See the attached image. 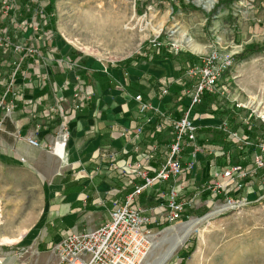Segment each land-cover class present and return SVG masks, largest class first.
Returning <instances> with one entry per match:
<instances>
[{
	"label": "rangeland",
	"instance_id": "obj_1",
	"mask_svg": "<svg viewBox=\"0 0 264 264\" xmlns=\"http://www.w3.org/2000/svg\"><path fill=\"white\" fill-rule=\"evenodd\" d=\"M45 1L48 4L49 0ZM53 1L56 22L49 37L55 39L57 46L43 52L60 54L66 60L61 65L55 64L53 70L68 72L78 68L72 63L81 65L85 60L86 66L131 60L136 61L133 65L140 64L138 68L144 74L149 69L157 70V79L173 82V70L216 56L217 61L227 59L233 64L221 75L212 93L218 99L211 105L212 109L234 110L239 125L236 131L242 134L246 125L259 126L264 119V0ZM31 10L27 8L26 13ZM249 47L260 50L239 58ZM166 55L178 61L168 60ZM146 57L159 59L148 64ZM159 69L170 75L159 73ZM10 73V68L0 66L2 84L9 81ZM179 84L183 85L181 80ZM154 94L158 96L155 91ZM262 134L261 131L259 137ZM223 141H229L228 137ZM208 147L221 151L211 144ZM256 153L262 157L259 149L254 150L249 161H244L246 165L240 164L235 153L232 154L231 166L239 164L252 173L246 182L251 186L244 185L240 191L241 198L246 197L247 188L254 186L250 204L221 212L223 198H214L202 187L196 189L200 184L189 181L190 190L195 191L186 200L187 212L177 223L154 225L151 237L154 242H150L140 264H157L174 247L184 231V223L212 214L166 264H264V168L255 172ZM213 163L217 164L216 160ZM158 206L153 204L152 209ZM51 207L41 174L23 162L0 157V243L19 247L20 257L30 262H38L42 257L38 264H51L49 249L56 243V232L50 228L58 218L50 217ZM25 241L34 249L24 248Z\"/></svg>",
	"mask_w": 264,
	"mask_h": 264
},
{
	"label": "crops",
	"instance_id": "obj_2",
	"mask_svg": "<svg viewBox=\"0 0 264 264\" xmlns=\"http://www.w3.org/2000/svg\"><path fill=\"white\" fill-rule=\"evenodd\" d=\"M58 55L54 57L62 58ZM15 58L7 52L0 66L12 69L11 61ZM27 61L17 79L18 98L13 122L7 123L0 139V157L23 162L43 176L52 206L50 217H58L50 228L56 232L57 243L67 231H91L107 222L115 204H124L136 187L143 184L142 179L125 172L127 165L134 166L143 160L154 146H157L154 159L143 166L155 175L165 163L175 140L172 123L159 119L153 110L142 113L133 95H142L145 102L166 112L172 119L187 110L182 106L176 108L175 100L168 92L165 95L163 91L158 93L142 80L144 72L138 68L139 63L127 68L119 67L117 63L89 66L82 63L68 72L55 71L54 65L42 66V71L48 74L44 76L37 70L34 59ZM149 70L146 73L156 78L157 70ZM158 72L170 75L165 69ZM171 78L174 79V70ZM145 82L147 86H143ZM133 83H139L137 91L129 88ZM154 91L158 93L157 97ZM79 92L77 98L75 95ZM195 113L200 117L197 121L199 130L220 124L221 120L211 115L199 114L197 109ZM148 120H152L151 123ZM160 123L165 124L164 129L155 132ZM62 124L70 133L66 148L63 152H50L47 148L54 145ZM139 127L143 128V134L139 140H134L132 136ZM16 131L32 134L42 146L34 148L25 140L17 139L13 135ZM202 140L203 134L198 131V144L203 145ZM203 146L205 151L195 158L191 156V149L185 150L186 155L182 153L183 164L195 162L192 174L184 173L176 183H162L136 195L135 205L151 214L153 204L166 202L174 184L184 187L181 200L186 201L195 191L190 190L188 181L200 184L196 189L214 182L213 173L219 166L213 163L215 160L208 161L209 156L215 157V154L208 152V145ZM253 189V185L247 188L249 199L253 197ZM25 242L24 248L34 249L29 241ZM49 252L48 260L54 264L57 256L51 250ZM19 254V247L0 243V264H38L42 260L39 257L38 262H30Z\"/></svg>",
	"mask_w": 264,
	"mask_h": 264
},
{
	"label": "built area",
	"instance_id": "obj_3",
	"mask_svg": "<svg viewBox=\"0 0 264 264\" xmlns=\"http://www.w3.org/2000/svg\"><path fill=\"white\" fill-rule=\"evenodd\" d=\"M45 2V0H0V62L7 52L16 56L11 61L10 80L4 84L3 81L0 82L2 84L0 139L6 131L7 123L13 122L18 98L17 79L23 72L24 65L29 62L27 60L34 59L37 70L42 74H47L42 71V66L47 68L55 64L61 65L65 61L63 58H55L49 52H43V49H53L57 46L55 39L49 37L53 29L47 28L50 18L46 15ZM27 8L32 10L26 13ZM232 64V60L217 61V57L213 56L189 67L181 82L183 84L194 82V87L188 93L191 100L190 107L180 119H172L166 112L153 108L144 101L142 95L134 98L140 105L142 113L153 110L159 119H167L172 123L175 140L170 147L169 155L155 175H151L143 165L154 159L153 153L157 151V146H154L151 153L134 166L127 165L125 172L136 175L142 179L143 184L136 187L124 204H115V208L109 214V220L100 224L95 230L82 233L69 232L59 242L51 244L50 250L57 256L56 264H140L150 247L154 225H160L161 222L174 224L184 217L189 202L181 200L184 187L180 185L174 184L170 188L166 202L153 208L152 214L135 205V196L162 183H176L184 173L192 174L195 162L183 164L182 153L186 149H191V156L195 158L205 151V147L197 142L200 128L197 121L200 117L195 113V109L201 104L205 92H215L221 75L228 71ZM72 65L80 67L77 64L72 63ZM80 94L81 92L75 96L78 98ZM162 94H167V90ZM151 121L147 122L151 123ZM262 122L264 123V119ZM164 125V123L158 124L155 132L163 130ZM212 128L225 133L228 140L235 142L239 148L251 144L245 134L230 127L227 119H221L220 124ZM143 131L142 127L137 128L132 136L133 139L139 140ZM13 135L19 140H25L31 147L42 146L32 134L23 135L20 131H16ZM69 135L62 124L54 145L47 150L63 152ZM258 149L264 153V144H260ZM208 152L212 155L223 154L218 149H208ZM253 162L255 172L264 168V159L258 153L254 155ZM251 174L239 164L217 169L213 174L215 182L202 188L205 192L209 191L214 198H223V206L227 208L226 210H236L250 204L248 196L241 198L240 191ZM1 217L0 212V221Z\"/></svg>",
	"mask_w": 264,
	"mask_h": 264
},
{
	"label": "trees",
	"instance_id": "obj_4",
	"mask_svg": "<svg viewBox=\"0 0 264 264\" xmlns=\"http://www.w3.org/2000/svg\"><path fill=\"white\" fill-rule=\"evenodd\" d=\"M46 15L50 18V23L48 24L49 29H53L56 17H55V7H54V1L49 0L46 8ZM54 30V29H53ZM260 50L259 47H249L245 50L243 54L239 56V58L244 59L249 56H251L254 53H257ZM61 56V55H58ZM168 60L171 61H178L174 57H171V55L165 56ZM141 57H136V59H139ZM147 61H145L148 64H151L153 60L159 59V57H146ZM136 61H122L118 62L116 65L119 67L127 68ZM141 62V61H138ZM197 61H192L191 64L188 66L191 67L194 64H196ZM86 63V60L84 61ZM183 64V63H182ZM26 65V64H25ZM186 67V65H182L181 69H176L174 71V81L170 84H165L159 79L153 78L149 74L145 73L142 77V80L147 81L150 84V87L154 88L158 93H161L164 90H167V92L170 94L171 97L175 100V107L182 106L185 110H187L190 107L191 100L189 99L188 93L191 91L194 87L193 83H185V84H179V81L182 80L183 76L186 74L189 67ZM25 69V68H23ZM140 85L139 83H133L129 85L130 89H133L134 91H137L139 89ZM132 91V90H131ZM144 91L149 92L150 89H144ZM137 94V92L135 93ZM140 95V94H137ZM133 95V96H137ZM134 97V98H135ZM218 100L216 96L212 93L205 92L202 101L201 106L198 105L197 113L199 114H207L213 115L214 117H225L228 120V123L230 127L233 130H236L239 128V125L236 124L237 121V114L234 110L226 109L224 107H219L216 110L212 109V104ZM200 106V107H199ZM186 112V111H185ZM184 115V112L179 113L177 115V119L182 118ZM253 118V117H252ZM251 118V119H252ZM253 120V119H252ZM254 122V120H253ZM263 132L262 137H259V133ZM244 133L246 137H248L249 141L251 142L250 145L242 146L241 148L238 147V145L233 141H223L224 138L226 139V134L222 131L216 129V128H204L199 130V134H203V140L201 141V144L203 145H213L214 147H218L223 152L222 155H215V157L209 156L210 160H216L217 165L220 167H228L232 165V154L235 153V157L237 158L238 162L241 164H247L244 163L245 160L249 161L248 159L251 157L254 150H258V146L260 144H264V123L260 122L259 126H256L255 123H253L251 126L246 125L244 127ZM212 137V138H211ZM260 151V150H259ZM185 153V151L183 152ZM187 153H185L186 155ZM262 157L264 158V153H261ZM222 161L224 163H222ZM189 217V214L187 215Z\"/></svg>",
	"mask_w": 264,
	"mask_h": 264
},
{
	"label": "bare ground",
	"instance_id": "obj_5",
	"mask_svg": "<svg viewBox=\"0 0 264 264\" xmlns=\"http://www.w3.org/2000/svg\"><path fill=\"white\" fill-rule=\"evenodd\" d=\"M191 41H189L188 43H190ZM194 50V49H193ZM227 208L224 207V208H221V212L225 211ZM218 213V212H217ZM216 213H214L215 215ZM213 216V214L211 215ZM211 216H208L207 218H210ZM207 218H204L202 220L200 219H196V220H190V221H187L186 223L183 224L184 226V231L183 233L179 236V238L177 239L175 245L173 248H171L160 260L157 264H166L167 261L170 260V258H172V254L177 251L181 245H183L187 238H189V236L194 232L196 231L200 225L205 221V219ZM151 242H154V238L151 240Z\"/></svg>",
	"mask_w": 264,
	"mask_h": 264
}]
</instances>
